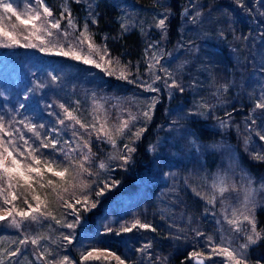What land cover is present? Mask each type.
<instances>
[{
	"label": "trees",
	"instance_id": "1",
	"mask_svg": "<svg viewBox=\"0 0 264 264\" xmlns=\"http://www.w3.org/2000/svg\"><path fill=\"white\" fill-rule=\"evenodd\" d=\"M84 1L64 0V3L68 6L74 20L81 22L85 19L93 43L100 45L102 50L106 48L113 63L118 61L123 68L129 71L130 77L135 74L144 75L146 71H149L146 57L150 44L162 43L164 47L174 49L179 42L183 41V32L195 25L199 32L204 33L205 41L207 40L213 47L216 45L218 50H226L230 55L238 51L239 39L242 43L244 39L240 37H243L247 29H253L259 33L261 29L258 28L263 25L261 36L264 43V0H242L245 6H241L238 0H93L92 5L88 6V11H86ZM129 1H133L135 6H140L148 12H151L152 8H162L165 11L162 18L166 17V28L162 30L156 27L157 23L151 17L146 20V23L141 22L142 19L138 16L139 19L124 17L123 9L127 7L126 4ZM61 2L62 0H45V3L52 9L54 18H59ZM125 11L129 13V17L133 15V10L130 8ZM204 13L210 15L206 25H204V20H200ZM221 51H217V57L221 55ZM197 54L198 56L190 62L182 64L180 71L182 79L177 85L181 84L176 87L177 90L173 95L166 99L164 90L160 92V97L151 109V118L148 120L140 118L141 123L135 129L137 131L144 128L145 131L139 139L133 138L136 131H130V137L125 139V142L117 141L113 146L103 139L97 140L94 133L91 135L92 158L91 163L86 167H89L92 175L81 174L78 182L65 186L69 188L68 192L72 193H61L65 194L64 198L69 202H72L73 192L76 197L88 194L92 201L98 202L97 207L89 211H84L78 205L77 207L81 208V221L76 228L67 229L65 232L74 237L75 246L68 243V246H62V251L74 264H116L114 260H101L97 263L95 260L83 261L82 255L92 249H107L115 252L125 258L128 264H193V259L188 258L189 253L200 249L198 247L202 246L206 240L207 230L212 229L214 219H212L211 212L217 210L218 198L214 204L208 203L205 198L187 188L185 184L187 182L183 179L188 178L178 177L175 191L171 193L175 197L169 198L167 194L164 198L161 195L157 200L154 191L157 186V189H161L163 184L159 183L161 182L160 169L156 167V163L163 158L171 161L170 145L177 142L188 143V138L195 139L200 146V152L197 154H202L203 164L209 167L213 162L209 155L213 150L211 147L214 143L222 142L223 137L234 145L242 162L248 168L264 170V161H255L254 156L248 155L239 140L235 139V129H233V134L228 130H220L215 123L217 119L206 115L203 112L205 107L201 109L193 103L197 94L196 82L200 84L199 89H208L205 77L202 79L203 66L208 60L203 58V55L200 56L199 52ZM220 61L223 66H219V70L226 71L227 65L224 60V62L221 59L215 62ZM231 61L228 65L231 67L233 63L235 75H238L240 69H246V64L243 62ZM75 62L80 63L79 65H86ZM85 71L89 72L80 66L76 75L82 79V73ZM102 74L103 72L100 75ZM97 75L85 73L86 79L92 83L91 86L95 85L97 91L103 95L102 101L107 103L105 110L110 118L118 117L119 114H115L120 107L125 112H127L126 108L135 107L136 98L130 90L132 86H129L128 81L122 80L124 83L119 84L120 88H115L114 82L109 83L110 77ZM63 78L65 80L63 83L69 84L68 78ZM232 92L230 88L220 87L211 92V97L221 100L224 97H232V94H238V91ZM27 100L34 101L35 99L32 96ZM243 101L247 106L249 102L244 96H242ZM75 126L74 130L78 128V132L85 139H89L83 129H80L78 125ZM177 127L178 134L174 132ZM69 132L70 130H65L63 138L59 137L60 135L58 137L49 135L48 138L51 136L57 139L58 149L67 150L71 144L70 142L65 143L66 139L70 141L71 137L73 141L76 138V141L78 140L77 136H70ZM125 144H129L135 151L127 153L124 149ZM176 148L184 152L182 145H177ZM112 150L117 153L113 159H109V152ZM55 152L63 155L59 151ZM122 155L130 156L126 164L119 159ZM52 157L56 158V156ZM175 161L180 163L183 160L178 157ZM100 163H104L106 167L99 168ZM113 181L118 182L114 187L111 186ZM81 182L90 186L83 193L79 187ZM105 184L110 187L105 190L104 195L96 196L95 192L103 188ZM211 198L212 196L208 197V199ZM162 202L166 205L164 206ZM60 204L63 202L60 201ZM173 205L178 206L177 213L181 211V215L174 219L183 221V223L173 220L172 213H170ZM156 207H162L166 213L158 212ZM68 213L70 214V211ZM70 216L72 220L75 219L72 214ZM255 218L258 229L264 228V196L258 200ZM136 220L150 224L156 231L137 227L131 232L117 234L122 226L130 227ZM108 227L113 231L107 232ZM21 231L26 232L25 224L22 225ZM197 231L204 235L197 236ZM28 244L31 250L39 254L37 245ZM145 245L150 247L144 252L138 251ZM246 252L249 264H256L257 260L264 264V239L258 241L256 245H249Z\"/></svg>",
	"mask_w": 264,
	"mask_h": 264
},
{
	"label": "rangeland",
	"instance_id": "2",
	"mask_svg": "<svg viewBox=\"0 0 264 264\" xmlns=\"http://www.w3.org/2000/svg\"><path fill=\"white\" fill-rule=\"evenodd\" d=\"M30 2H34V0H15L14 6L23 10L24 5ZM62 2L59 6L60 14L64 12L65 8L68 9L64 0ZM84 2L86 4V11H88V6L92 5L93 0H85ZM126 5L127 7L123 9V16L127 18H135L138 16L142 19L141 22L144 23L150 17L157 23L165 13L159 7L152 8L153 10L151 12L145 11L140 6H135L133 1H129ZM128 8L133 10V15H130V17L129 13L125 11ZM209 18L210 15L204 13L200 20H204V25H206ZM12 22H15L14 17L12 18ZM75 23V29L67 28V31L73 34L69 38L72 40H75V37L83 30L86 21L85 19H82L81 22L75 20ZM262 26L260 25L258 29L263 30ZM66 27L67 20H61V28L65 29ZM204 29L207 30L205 27ZM261 30L258 33L256 30L247 29L243 37H240L244 39L242 43L239 39L238 51L230 55L229 53L227 54L226 50H218L216 45L213 47L211 43L207 40L205 41L203 38L204 33L199 32V29L195 25L183 32V41L179 42L174 49L164 47L162 43L150 44L146 59L148 60V66L152 65L153 67H148L149 71H146L144 75L135 74L132 77L129 76V71L116 62L111 66L107 63L104 64L105 68L111 67L115 69V74L110 76L102 68H96L93 65H79V62H83L77 61L79 64H76V60L58 56L52 52H44L39 48L19 46L14 48L0 47V116L4 118L6 126L19 129L25 138L29 139L30 143L37 145L40 141L35 140L33 134L29 133L24 125L19 123L21 120L25 123H35L42 137H49V135L58 137L60 135L59 137L63 138L65 130H70L69 133L71 136L78 128L74 130L76 126H73L70 121H65L64 125L58 123L59 119H63V112L59 105L63 103L70 110H75L76 114L86 123L92 122L94 102L102 104L104 109L107 108V103H103V95L97 91L95 85L91 86L92 83L86 79L85 73L100 75L103 72V77L104 75L110 77V84L114 82V87L120 88L119 84L124 83V80L122 81L117 77L119 71L123 69L128 75V80L134 81L129 86H132L130 90H132L136 98L135 107L126 108L127 112L120 107L115 114H119L118 117L116 119L109 117V123L110 125H117L121 119H129V115L131 114L137 117L134 124H130L131 131L135 132V127L141 123L140 118L145 119L143 112L148 111L149 105H152L160 97V92L164 90V97L166 99L173 95L177 88L170 87L169 85L173 82L176 84L179 83L182 79L180 76L182 64L190 62V60L198 56L197 53L199 52L200 56L203 55V58L208 60L206 65L203 66L204 75L202 79L205 77V84L208 83L207 86L209 87L206 86L208 88L206 90L199 89L200 84L196 82L195 91L197 94L193 99V103L201 109L205 107L206 109L203 112L209 117L211 116V118L214 117L217 119L215 123L220 130H228L233 134V129H235L234 137L239 140L240 145L244 147L248 155L255 156L257 153L264 155V141H260L257 135L258 133L264 134V110L255 109L254 107L256 100L264 94V43ZM24 42L26 41L22 40V43ZM229 45L231 44L229 43ZM65 46H67V41H65ZM84 49L87 51L86 44L84 45ZM217 51H221V55L218 57L216 56L218 54ZM93 59L99 60V57L93 54ZM105 59L107 60L108 58L106 57ZM220 59L225 61L223 62L227 65L226 71L219 70L218 67L223 66L221 65V61L218 63L215 62ZM231 60L243 62L246 64V69H240L238 75H235L233 73L235 72L233 63L231 67L228 65ZM156 61H159V63ZM80 66L89 71L82 73V79L76 75ZM169 73H171V76H169ZM52 76L57 77V79L52 80ZM156 76L161 77V79L156 80ZM63 77L68 78L69 84L66 85L63 83L65 81ZM38 85H43V87H38ZM149 85L159 90L155 92L148 91L147 86ZM220 87L230 88L233 90L232 93L238 91V94H232V97H224L221 100L219 98L218 100L212 98L211 92H214ZM32 96L35 99L34 101L27 100L31 99ZM242 96L249 102L247 106L244 105V101L242 102ZM21 104H24V108H20ZM253 119L256 123L249 128V124H251ZM40 124H43L44 128H39ZM53 129L56 131H52ZM177 131L178 127L174 129L176 134H178ZM128 137H130V134L126 131L125 135L117 138V141L123 143ZM16 139L18 143H22L18 137ZM76 139L73 141V138L70 137V141L67 139L66 141L75 147ZM188 139V143L177 142L172 146L170 145L169 155L172 157L170 162L163 158L156 163V167L160 169L159 175L161 182L159 183L163 184L161 189H157V186L154 191L156 198L158 200L161 195L164 198L167 194L169 198L175 197L171 193L175 191L176 179L178 177L188 178L183 180L187 182L185 184L191 192H194L196 195L200 193L199 196L203 198H208L209 196L218 198L217 210L211 212L212 219H214L212 223L213 227L207 230L206 237H213L214 242L217 244L221 240H226L232 247H237L245 243L247 233H235L232 230V226L227 223L225 215L230 217L232 208L241 207V202L245 195L243 189L249 187L248 181L250 180L251 188L254 190L255 203L250 204L249 207L251 208L252 215L255 216V208L258 200L264 196V170L261 168L257 170L248 168L242 162L234 145L223 137L222 139L225 141L222 140V142L214 143L211 147L213 150L209 155L212 157L213 162L211 166L206 167L203 164L204 159L202 154H197L200 152L199 144L195 139ZM176 140L178 141V139ZM176 144L182 145L184 152L179 151L176 148ZM41 152L49 160H55L56 164L60 165V168L57 170L62 169L68 163L63 155H59L50 148L41 149ZM116 153L113 150L109 152V159H113ZM71 155L76 159H79L80 156L78 153H72ZM52 156H56V158ZM178 157L183 161L180 163L176 162L175 159ZM255 161L257 160L255 159ZM56 164L53 167H56ZM74 174V171L70 170L65 180L61 181L60 178L52 176L51 173H45V182L47 179H52L56 182L57 188L61 184L67 186L79 181L80 176L73 179ZM219 177H223L229 187L235 185L238 191L226 192L221 197L218 191L212 187L213 182L217 181ZM36 188L42 198L47 193L49 202L48 210L52 212L53 216L62 222L72 221L68 213L70 210L64 208L63 204L59 205L60 201L55 194L51 193L49 188L40 189L38 185ZM70 193L72 192H68V194ZM29 201L34 204L31 201V196H29ZM14 203L18 208H27V205L23 203V198L18 199ZM162 203L164 206L166 205L165 202ZM0 205H2V201H0ZM156 210L166 213L162 207H156ZM177 210L178 206L173 205L170 208L173 220L177 223H183V221L174 219L181 215V211L177 213ZM0 214L4 213L0 212ZM17 218L19 219V217ZM187 218H189V215H187ZM24 224L26 226V232L23 233L21 231L22 227L16 229L11 227L7 221L0 222V261H2V264H45L44 260L38 258L40 252L44 249L52 253V256H49L48 259H52L53 257L61 259L67 256L62 251V246H68V242L63 239V236L67 235L65 233L67 232V228L56 224L55 220L51 218H41L39 222L27 221ZM242 227H247V225L245 224ZM37 235L47 237V239L41 240L40 245H37L39 254L31 250L28 247L29 244H19V241L25 236L32 237ZM233 237L236 238L233 239ZM205 244L206 240H204L202 246L198 247L200 249H196V251L204 253L205 264H227L226 259L221 256H212L209 259L210 250L205 247ZM71 245L74 247L75 243L72 242ZM17 247L20 248V253L15 257L8 256L7 253L15 250ZM141 259L143 260V257ZM69 260L72 261L70 258ZM95 261L97 263V260ZM192 262L195 264L194 259ZM72 264L74 263L72 262Z\"/></svg>",
	"mask_w": 264,
	"mask_h": 264
},
{
	"label": "snow or ice",
	"instance_id": "3",
	"mask_svg": "<svg viewBox=\"0 0 264 264\" xmlns=\"http://www.w3.org/2000/svg\"><path fill=\"white\" fill-rule=\"evenodd\" d=\"M15 0H0V47L4 48H14V47H31L39 48L44 52H52L55 55L69 57L76 61H82L86 65H93L96 68H102L108 73V75L115 74V69L108 67L105 68L104 64L107 63L109 66L113 64L112 59L109 57L106 48L101 50L100 46L96 45L92 41L91 33L88 30V24L85 23L83 30L80 31L79 35L75 37V40L69 39L73 34L67 31V28H76L75 20L72 17L71 12L65 8L64 12L60 14L59 18L53 17L52 9L45 3V0H34V2L26 3L23 10L14 6ZM241 6H245L242 0H238ZM15 18V22H12V18ZM67 20V27L65 29L61 28V20ZM166 17L160 19L156 27L160 29L166 28L165 23ZM23 41H26L22 43ZM36 41V42H33ZM65 41H67V46H65ZM87 45V51L84 49V45ZM93 54L99 57V60L93 59ZM108 57L106 60L105 58ZM159 63V61H156ZM118 64L119 62L116 61ZM153 67L152 65L149 66ZM171 76V73H169ZM118 79L128 80L127 73L121 69L118 74ZM57 77L52 76V80H56ZM156 80H160L161 77L156 76ZM129 83L134 81L128 80ZM170 87H179L175 82H173ZM38 87H43V85H38ZM148 91H158L159 89L153 88L150 85L147 86ZM183 91L182 88H180ZM27 99V97H25ZM51 106V105H50ZM154 106L149 105L148 111L143 112V117L148 120L151 118V109ZM63 112V119H59L58 123L61 125L65 124V121L72 122L73 126L78 125L80 129H83L85 133L88 134L89 139H85L79 132H74L73 135L78 137L76 146L72 147L69 145L68 149H58L59 141L55 138L42 137L41 132L38 131L37 125L35 123H25L21 120L19 123L23 124L29 133H32L35 140L40 141V143L34 144L30 143L29 139L25 138L24 134L20 132L19 129H14L10 126H6L4 118L0 116V222L7 221L11 227L19 229L22 225L27 222H39L41 218L43 219H53L56 224H60L62 227L67 229L76 228L77 224L81 221V208L84 211H89L97 207V201H92L90 195L84 194L82 197L77 198L75 193L72 194V202L65 199L61 193H67L69 191L68 187L63 184L60 185L59 189L56 187V182L52 179H47L45 182V173H51L52 176L60 178L64 181L66 175L70 173V170L74 171L73 179L80 176L83 173H88L92 175L89 167L92 158V150L90 144L91 135L94 133L97 140H105L113 146L117 143V138L123 136L127 132H130V124H134L137 117L129 115V119H121L117 125H110L109 116L106 110L103 108L102 104L94 102V107L92 110V122L86 123L80 116L76 114L75 110H70L63 103L59 105ZM255 109L264 110V94L256 100L254 104ZM20 108H24V104L20 105ZM223 123V122H222ZM256 121L253 119L249 128L254 125ZM39 128H44L43 124L39 125ZM52 131H56L53 129ZM145 131L144 128H140L133 134L134 139H139L140 136ZM260 141H264V134L258 133ZM16 137L19 138L18 143ZM65 143H68L67 141ZM52 149L53 151H59L63 154L64 159L68 161L66 165L60 168L59 164H56L55 160H49L41 152V149ZM124 149L127 153H132L135 151L134 148L130 147L129 144L124 145ZM87 150V151H85ZM79 153V159L74 158L71 154ZM119 159L123 160L126 164L130 159L129 155H122ZM253 159L264 161V155L257 153ZM56 164V167L53 165ZM106 165L104 163L99 164V168L103 169ZM70 183V181H68ZM116 181H113L112 187L116 185ZM249 187L244 188L245 193L244 199L241 202V207L232 208L231 216L225 215L227 223L232 226V230L239 234L241 232L247 233L245 243L232 247L231 244L226 240H221L219 244L214 242L213 237H206L205 247L209 249V259L212 256L224 257L227 264H249L247 258V252L249 245H256L258 241L264 239V228H259L255 216L251 213L250 204L255 203L254 190L251 188V181H248ZM40 189L49 188L51 193L55 194L59 201L63 202V207L70 210L75 219L71 222H62L52 215V212L48 210L49 202L47 199V193L42 198V196L37 192L36 186ZM75 187V186H73ZM80 191L83 193L90 186L84 182H81ZM110 187V185L105 184L103 188L95 192L96 196L104 195L105 190ZM213 189L218 191L219 195L222 197L224 193L229 191H238L235 185L229 187L223 177H219L217 181L212 184ZM200 195V193H197ZM29 196H31V201H29ZM23 198V203L27 205V208H18L14 203L18 199ZM208 203L214 204L216 197L213 196L211 199L204 197ZM80 205L81 208L77 206ZM8 206V207H3ZM227 211V210H226ZM19 217V219L17 218ZM247 227H242L243 225ZM142 228L146 230L156 231L154 227L147 223H141L136 220L131 224L130 227L122 226L117 234L120 232H131L134 228ZM107 232H112L113 229L110 227L106 228ZM197 236H203L202 232L197 231ZM236 237H233L235 239ZM47 239L45 236H25L19 241V244L40 245L41 240ZM63 239L69 244L73 242V237L71 234L64 235ZM149 245H145L144 248L138 249V251L144 252ZM7 251V250H5ZM20 253V248L17 247L15 250L8 252V256L15 257ZM52 256L47 249H44L39 254V259L44 260L45 264H72L68 256H64L61 259H48ZM190 259L195 260V264H205L204 253L200 251H192L189 253ZM81 259L83 261L90 260H103L111 261L114 260L116 264H128L125 258L117 255L115 252L104 249H92L86 254H83ZM2 264V261H0ZM256 264H262L260 260L256 261Z\"/></svg>",
	"mask_w": 264,
	"mask_h": 264
}]
</instances>
